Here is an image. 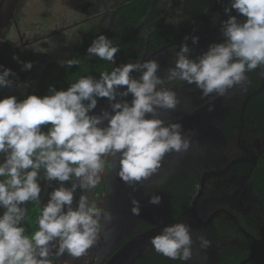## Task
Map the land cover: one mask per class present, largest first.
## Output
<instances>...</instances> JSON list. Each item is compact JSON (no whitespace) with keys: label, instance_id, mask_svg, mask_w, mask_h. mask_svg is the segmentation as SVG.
<instances>
[{"label":"clouds","instance_id":"obj_1","mask_svg":"<svg viewBox=\"0 0 264 264\" xmlns=\"http://www.w3.org/2000/svg\"><path fill=\"white\" fill-rule=\"evenodd\" d=\"M233 10L237 15H231ZM224 12L229 17L221 23L224 41L191 58L186 36L164 75L157 59L117 65L119 47L101 34L87 54L114 65L111 71L101 72L98 79L83 76L66 90L51 85L48 95L0 99V264H66L96 256L93 247L114 219L111 209L100 205L107 191L95 201L106 169L116 170L135 191L159 174L169 154L193 149L194 134L186 135L181 122L166 123L161 115L180 103L177 92L163 85L181 81L194 85L202 98H223L244 88L249 73L264 70V0H229ZM190 39L198 44L200 38ZM13 59L22 71L33 68V62L18 55ZM59 63L70 68L79 61ZM15 77L11 68L0 65V89L20 87ZM99 98H107L111 111L94 114ZM214 107L209 105V111ZM42 181L57 185L46 203ZM149 195L150 204H161V195ZM30 204L40 206L31 234L26 226ZM131 204L132 215L140 216V200L133 197ZM137 227L135 222L125 234L131 238L123 237L121 244L133 239ZM197 239L200 249L211 246L205 236ZM150 243L158 254L188 264L197 240L191 224L178 221L165 225ZM54 256L58 259L52 261Z\"/></svg>","mask_w":264,"mask_h":264},{"label":"flooded vegetation","instance_id":"obj_2","mask_svg":"<svg viewBox=\"0 0 264 264\" xmlns=\"http://www.w3.org/2000/svg\"><path fill=\"white\" fill-rule=\"evenodd\" d=\"M7 5L3 2L0 7V20ZM226 6H229V0H19L14 17L0 34V65L11 68L16 73L14 79L21 86L0 89V99L10 95L20 100L32 94L48 95L51 85L57 90H66L83 76L92 75L98 79L101 72L111 71L114 65L87 54L88 46L101 34L106 35L113 46L119 47L117 65L138 59L175 57L174 52L185 42L186 36L193 49L191 58H196L207 51L210 44L224 41L221 23L229 18L224 12ZM231 15H237L236 11L233 10ZM193 35L199 36L198 44L192 43L190 37ZM14 55L22 61L33 62V68L22 71L21 64L13 59ZM69 59L79 63L70 68L60 65L59 61ZM133 75L139 74L134 72ZM248 75L249 83L244 88L228 95L230 98L222 99L221 109L226 114L213 117L214 133L207 136L204 131V135H193L199 144L209 142V146L201 151L193 148L182 156L181 165L175 161L163 164L165 169L161 168L159 174L149 178L152 187L144 191L149 199V194L168 199L173 193L170 204H160L163 213L155 216L147 212L146 202L135 220L129 210H124L119 216L123 231L116 230L115 236L111 237L112 246L100 249L96 256L83 255L82 259L108 264L121 253L125 245L121 244V239L131 229L133 231L135 222L140 221L137 227L140 233L152 234L162 230L165 223L182 221L181 217L188 215L193 238L197 240L193 259L188 264H264V187L256 184L260 178L256 177L257 169L264 165V152L256 161H238L225 173L210 177L206 174V170H210L206 168L225 161L227 156L264 141V87L261 88L264 70L258 69ZM163 86L177 90L166 84ZM187 88L181 84L180 90ZM126 99L130 102L131 95ZM102 110L111 111L107 98L98 99L94 114ZM168 118L166 116L165 120ZM181 118L182 115L176 114L171 121ZM218 153H221L219 163ZM195 168L204 171L208 178L202 186L196 170V176L190 180L193 181L185 192L186 181ZM112 170L108 168L103 174L101 184L95 190V200L108 192ZM56 186L55 182L42 181L44 203ZM127 191L133 193L124 190V196ZM139 198L144 199L142 195ZM31 206H36L39 215L40 206L30 204L29 210ZM117 206L123 207L110 203L109 209L114 211ZM201 235L211 241L206 250L199 248L197 238ZM127 236L131 238V234ZM140 251L135 259L132 252L123 255L121 263L184 264L158 254L151 243L144 244ZM113 264L120 262L113 261Z\"/></svg>","mask_w":264,"mask_h":264},{"label":"water","instance_id":"obj_3","mask_svg":"<svg viewBox=\"0 0 264 264\" xmlns=\"http://www.w3.org/2000/svg\"><path fill=\"white\" fill-rule=\"evenodd\" d=\"M3 2L8 3L7 6H5V8L3 9L4 11H2V17L0 20V34L2 35L4 29L8 26L9 22L11 21V19L14 17L16 8H17V4L19 3V0H0V7L2 6ZM160 64H161V70H160V74L164 75L166 70L169 67L174 66L175 63V57H171L168 56L166 59H162L161 57H158V59ZM163 60V61H161ZM181 84H184V87H188L187 90H180ZM166 85L170 86V87H174L177 90H175L177 92L178 95V99L180 101L178 107L176 108L175 111H171V112H163L161 113L162 116L166 117L169 116L168 119L165 120V122L167 123L169 120L171 121V119L173 118L174 115H182L183 118L178 119V120H172V122H181L183 124L184 127V131L185 134H194V135H204V131H206L207 136L210 135V133H214V130L216 129L214 127V124L212 123L214 121V118H219V117H223L226 113L223 109H221L222 106V99L223 98H217V97H208V98H202L201 97V93L198 89H195L194 85H188L184 82L181 81H174V82H170V83H166ZM264 87L263 85L261 86V88ZM262 90V89H260ZM231 96V95H230ZM230 96H228L227 98H230ZM212 98H214L212 100ZM210 100V101H209ZM212 100V101H211ZM209 105H214V110L213 111H209ZM215 137V136H213ZM193 143H192V147L191 148H197V149H205L207 146H209V142H207L205 145L204 144H199L195 138H193ZM260 143H254L251 144L249 146H247L245 149H240L239 151L233 153L231 156H227V159L221 163H219V160L221 158V153L217 154L218 160L217 163L214 165V167H210V168H206V169H210V170H206V174L209 175L208 177L212 176V175H219L220 173H225L226 171L230 170L238 161H256L258 159L259 156H261V154L264 152V141H259ZM190 148V149H191ZM188 154L187 152L184 153H171L169 154L165 161L164 164H168L171 161H175L177 162L179 165H181V158L183 155ZM241 158H243L244 160H242ZM169 166V165H168ZM176 168V167H175ZM165 169V168H162ZM198 170L200 177L199 179H201V184L202 186L205 185V180L206 178H208L207 176H205L204 171H201L199 169H195V171ZM178 171L181 172V168L178 167ZM150 179H148L147 181L144 182V186L140 187L137 186L138 190H133L131 187H128L116 174V170H112V172L110 173V179H109V190L106 194V199H105V206H107L109 208L112 197L114 195V193L116 192L117 188L119 187V185H126L124 190H132L133 193H127L125 194V196L123 197V200L119 203L120 206L123 207H119L117 206L116 209L113 212V216L114 219L112 221L111 224L107 225L106 227L103 228L102 232H101V236L97 242V244L93 247V250H95L96 252L99 251L100 249L107 247V246H112V238L113 236H115L116 234V230L120 229L121 231H123V220L124 218L122 217L121 222L120 223V219L119 216H121L122 212L124 210H129L131 212V199L133 197L137 198L140 200L141 206H143V202H144V206H145V202L147 204V212L154 214L155 216L157 214H162L163 210L161 208V205H153V204H149V198L148 196L145 194L146 191H148V189H151L152 184L153 183H149ZM238 182H241V180H238ZM149 183V184H148ZM241 184V183H240ZM145 191V192H144ZM130 194V195H129ZM142 195L144 197V199L139 198V196ZM173 193L171 192L168 199L165 198V196H162V202L161 204L164 205L166 202L168 204H170V198L172 197ZM131 196V198H130ZM135 217L133 215V220H135ZM182 218V222L185 223H189L190 221L188 220L189 216L187 215V218L185 217H181ZM165 225H168L167 223H165ZM164 225V226H165ZM160 231H153L152 234L151 233H140V231H136L135 235L133 236V239L128 241L123 248H121V253L119 255L114 256L108 264H113V261H117L121 260L122 256L125 254H129V253H133V259H135V257H137L138 255L141 254V247L145 244L148 245L150 244V241H148V238H152L156 235H158ZM104 237H106V239H104ZM99 253V252H98ZM80 258H73L74 262L79 261ZM66 264H69V262H67Z\"/></svg>","mask_w":264,"mask_h":264},{"label":"bare ground","instance_id":"obj_4","mask_svg":"<svg viewBox=\"0 0 264 264\" xmlns=\"http://www.w3.org/2000/svg\"><path fill=\"white\" fill-rule=\"evenodd\" d=\"M118 176V175H117ZM119 177V176H118ZM125 189V185L122 184V185H119V187L117 188L116 192L114 193L113 197H112V200H111V203L114 205V204H119L122 200H123V191ZM96 201V200H95ZM105 238V237H104ZM84 258V257H83ZM124 258V257H123ZM120 260V264H122V259ZM69 264H100L98 262L96 263H93V261L91 260H85V259H79V261H72L71 263ZM102 264V263H101Z\"/></svg>","mask_w":264,"mask_h":264},{"label":"rangeland","instance_id":"obj_5","mask_svg":"<svg viewBox=\"0 0 264 264\" xmlns=\"http://www.w3.org/2000/svg\"><path fill=\"white\" fill-rule=\"evenodd\" d=\"M101 206H105V202H101L100 204ZM38 215V209L36 208V206H31L30 210H29V220L26 222V226H27V229H28V233L31 234L33 233L36 228V224L34 222H36V217ZM33 221V222H32ZM98 252V251H97ZM65 257V259H67V255L63 256ZM54 259H58L56 258L55 256L52 257V261H54ZM57 261V264H59V261ZM93 263H96V260L94 259L93 260Z\"/></svg>","mask_w":264,"mask_h":264},{"label":"trees","instance_id":"obj_6","mask_svg":"<svg viewBox=\"0 0 264 264\" xmlns=\"http://www.w3.org/2000/svg\"><path fill=\"white\" fill-rule=\"evenodd\" d=\"M263 168H258L257 169V171L259 172V174L256 176L257 178L258 177H260L259 179H257L256 180V184L257 185H259V186H261V188H263L264 187V165L262 166ZM195 177V175L192 173L191 175H190V179H188L187 181H186V188H185V192H187L188 191V185L190 186V184H191V182L193 181H191L190 182V180L191 179H193ZM263 186V187H262ZM174 195H175V193H174ZM184 200V199H183ZM33 222V221H32ZM35 224H36V222H34ZM140 223V221L138 222V224Z\"/></svg>","mask_w":264,"mask_h":264}]
</instances>
